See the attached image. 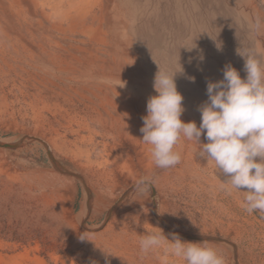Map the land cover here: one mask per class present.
<instances>
[{
	"label": "bare ground",
	"instance_id": "obj_1",
	"mask_svg": "<svg viewBox=\"0 0 264 264\" xmlns=\"http://www.w3.org/2000/svg\"><path fill=\"white\" fill-rule=\"evenodd\" d=\"M128 3L0 0V126L18 134L9 141L20 137L19 147L46 157L47 189L60 197L73 236L84 232L100 242L97 236L107 233L102 241L117 259L163 264L162 250L143 254L139 249L142 236L162 229L169 239L175 233L216 248L225 264H264V213L245 212L243 192L220 190L227 177L199 155L195 141L177 143L182 159L175 167L160 169L152 162L140 129L148 99L157 92L134 48L124 10ZM142 27L150 30L148 45L155 56L170 48L156 24L147 21ZM206 77L217 80L215 72ZM184 109L181 119L199 126V105ZM206 142L202 134L201 143ZM3 145L0 168L15 178ZM142 178L150 183L140 194L133 185ZM78 190L81 210L103 197L107 214L99 227L81 226L72 212ZM35 252L0 254V261L46 264ZM168 264L186 262L169 258Z\"/></svg>",
	"mask_w": 264,
	"mask_h": 264
},
{
	"label": "rangeland",
	"instance_id": "obj_2",
	"mask_svg": "<svg viewBox=\"0 0 264 264\" xmlns=\"http://www.w3.org/2000/svg\"><path fill=\"white\" fill-rule=\"evenodd\" d=\"M263 1L129 0L124 10L144 72L152 84L159 68L170 74L176 72L177 90L183 96L184 106L190 109L208 99L207 73L215 72L218 81L223 78L225 66L231 65L246 78L245 61L237 54V48L253 52L264 65ZM147 21L157 25L162 42L170 46L164 53L155 56L149 47L146 33L150 30L142 27ZM217 43L221 44L219 49ZM183 61H188L190 66L182 68L177 64ZM185 69H190V73H185ZM195 72L196 77L193 76ZM17 135L0 126V142L4 144L2 153L17 176L10 178L0 168V254L11 256L27 248L36 250L46 264H141L133 256L117 259L109 242L102 241L107 238V233L97 236L100 242H81L79 236L71 234L60 197L47 189L50 177L46 171V157L43 154L36 157L28 149L19 147L23 144L20 137L9 141ZM81 197L82 192L78 190L72 212L81 219V226L99 227L107 214L103 197L82 210ZM0 264L7 263L0 261Z\"/></svg>",
	"mask_w": 264,
	"mask_h": 264
},
{
	"label": "clouds",
	"instance_id": "obj_3",
	"mask_svg": "<svg viewBox=\"0 0 264 264\" xmlns=\"http://www.w3.org/2000/svg\"><path fill=\"white\" fill-rule=\"evenodd\" d=\"M220 47L217 43V48ZM237 54L244 58L246 78L233 66L226 65L221 80L207 83L208 99L198 109L199 126L194 120L181 119L185 109L174 79L176 72L170 74L159 68L153 84L157 95L148 99L140 132L142 142L150 146L152 162L160 169L181 162L180 153L175 151L181 138L195 141L200 146L199 155L227 177L219 185L220 190L228 194L243 192L240 207L251 215L264 213V65L249 50L237 48ZM202 134L206 143H201ZM149 183L142 178L133 187L142 194ZM79 239L93 241L84 232ZM139 249L143 254L162 250L163 264H168L169 258L186 264H225L216 248L205 242L184 241L175 233L169 239L162 229L142 236Z\"/></svg>",
	"mask_w": 264,
	"mask_h": 264
}]
</instances>
